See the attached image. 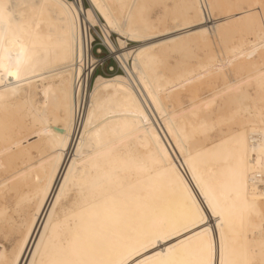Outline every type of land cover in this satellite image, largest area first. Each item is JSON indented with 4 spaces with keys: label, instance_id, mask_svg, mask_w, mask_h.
<instances>
[{
    "label": "bare ground",
    "instance_id": "1",
    "mask_svg": "<svg viewBox=\"0 0 264 264\" xmlns=\"http://www.w3.org/2000/svg\"><path fill=\"white\" fill-rule=\"evenodd\" d=\"M82 1L7 0L50 6L33 72L15 99L7 101L6 107L0 104V256L10 259L28 229L19 264H31V252L49 223L48 213L65 176H69L66 188L73 180L85 181L87 186L82 196L74 188L61 200L53 224L66 223L64 209L72 208L75 201L79 204L75 211L84 213L75 224L87 227L93 202L91 181L98 166L120 169L118 175L134 186L132 194L148 195L150 186L163 188L172 210L179 212L181 192L170 184L164 165L151 163L157 159V138L177 164L182 160L175 153L178 137L194 158L208 161L210 141L221 137V118L240 109L237 125L249 137L248 147L252 140L257 148L264 141L259 95L255 111L248 115L249 101L235 91L227 92L231 81L224 78L228 72L233 80L251 76L257 83L264 66L260 44L264 0H86V9ZM63 3L70 13L68 7H56ZM89 11L103 22L97 26L104 39L116 34L105 31L104 14L139 37L127 38L123 44L118 39L116 53L108 49L116 54L122 74L97 76L90 89L96 62L89 51L93 39L89 30L97 26L86 24ZM126 41L138 45L127 47ZM221 68L224 72L218 71ZM45 98L47 109L42 106ZM24 100L41 105L39 118L21 103ZM5 123L14 128L7 142L2 135ZM202 124L210 129L215 124L216 130L205 135ZM230 130L224 126V131ZM140 161L153 171L137 172L134 166ZM206 175L225 183L228 179L226 169L222 172L216 164ZM262 188L257 183L258 197L264 194Z\"/></svg>",
    "mask_w": 264,
    "mask_h": 264
},
{
    "label": "snow or ice",
    "instance_id": "2",
    "mask_svg": "<svg viewBox=\"0 0 264 264\" xmlns=\"http://www.w3.org/2000/svg\"><path fill=\"white\" fill-rule=\"evenodd\" d=\"M56 7L68 6L63 3ZM29 8L31 14L22 11ZM49 8L44 4H12L0 0V85L3 86L0 104L5 107L7 101L19 95L22 82L34 70V57L38 46H42V28L49 17ZM75 19L78 17L74 22ZM86 24L97 26L100 20L89 11ZM104 28L114 31L121 38V44L127 38H139L118 27L107 14H104ZM260 44L264 48V16L260 17ZM103 45L109 50L115 47L110 38L104 39ZM218 71L224 72V69ZM224 78L231 81L227 92L235 91L249 101L248 115L255 111L259 95L260 119L264 123V66L255 84L251 76L247 80H233L231 73L224 72ZM152 100L157 103L154 96ZM21 103L36 118L40 117L39 103L30 100ZM42 106L47 109L46 98ZM240 115L241 110L236 109L221 118V137L210 141L206 150L211 157L208 161L194 158L186 150L184 140L178 137L175 153L182 160L177 164L157 138V159L151 163L164 165L170 184L181 192L179 212L172 210L163 188L150 186L146 189L148 195L132 194L134 186L118 175L120 169L98 166L97 175L91 181L93 202L88 210L87 227L75 224L76 218L84 215L83 211H75L79 207L75 201L72 208L64 209L66 223L53 224L61 200L74 188L82 196L87 186L85 181L73 180L71 187L66 188L69 176H65V183L60 185L56 202L48 213L49 223L39 233L35 250L31 252V264H264V194L259 197L255 194L257 183L264 185V141L257 148L256 141L252 140L251 148L248 147L249 137L237 125ZM225 125L231 130L224 131ZM201 128L205 135L216 130L215 124L211 129L206 124ZM2 135L9 141L14 135L13 126L5 123ZM212 164L221 166L222 172L226 169V183L206 175ZM134 167L137 172L153 171L143 161ZM182 167L185 172L181 171ZM261 192L264 193V188ZM212 218H215L214 226ZM28 234L25 229L12 257L0 256V264H19L18 254L23 251Z\"/></svg>",
    "mask_w": 264,
    "mask_h": 264
},
{
    "label": "rangeland",
    "instance_id": "3",
    "mask_svg": "<svg viewBox=\"0 0 264 264\" xmlns=\"http://www.w3.org/2000/svg\"><path fill=\"white\" fill-rule=\"evenodd\" d=\"M82 2L84 8L85 9L88 8V3L86 2V0H83ZM100 22L103 23L101 20ZM89 34L93 37L92 41L89 44V51H91L90 54L93 56L96 64L94 66L92 75L89 80L88 89L92 88L93 82L97 76H102L107 78L114 74H120V73L122 74V69L120 68V66L119 68L117 66V62L115 59L116 54L110 53L109 50L105 48L103 45L104 36L100 27L97 26L94 28H90ZM108 38H110L114 42L115 47L113 53L120 51L118 48L117 40L118 39L121 40V38L117 37V35L114 33H110ZM126 45L127 47H134L137 46L138 44L130 41H126Z\"/></svg>",
    "mask_w": 264,
    "mask_h": 264
},
{
    "label": "built area",
    "instance_id": "4",
    "mask_svg": "<svg viewBox=\"0 0 264 264\" xmlns=\"http://www.w3.org/2000/svg\"><path fill=\"white\" fill-rule=\"evenodd\" d=\"M91 52V51H90ZM117 66H118V64H117Z\"/></svg>",
    "mask_w": 264,
    "mask_h": 264
}]
</instances>
